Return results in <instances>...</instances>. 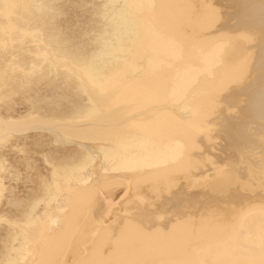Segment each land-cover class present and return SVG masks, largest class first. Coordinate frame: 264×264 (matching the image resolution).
I'll list each match as a JSON object with an SVG mask.
<instances>
[{
	"label": "bare ground",
	"instance_id": "1",
	"mask_svg": "<svg viewBox=\"0 0 264 264\" xmlns=\"http://www.w3.org/2000/svg\"><path fill=\"white\" fill-rule=\"evenodd\" d=\"M44 86L66 99L48 115ZM16 97L41 103L12 120ZM1 103L0 144L52 129L99 153L59 159L4 263L264 264L238 247L264 245V0H0Z\"/></svg>",
	"mask_w": 264,
	"mask_h": 264
},
{
	"label": "rangeland",
	"instance_id": "2",
	"mask_svg": "<svg viewBox=\"0 0 264 264\" xmlns=\"http://www.w3.org/2000/svg\"><path fill=\"white\" fill-rule=\"evenodd\" d=\"M85 1H88V2H90V3H92V2H94V1H96V0H85ZM71 8V9H70ZM69 9L72 11V7H70ZM69 10V11H70ZM75 9H73V11H74ZM77 11V10H76ZM71 13V12H70ZM73 13V15L75 16V11L74 12H72ZM71 13V14H72ZM76 13H78L79 15H80V13L79 12H76ZM79 15H76L75 17H74V21H76L75 23H78L79 21H80V19L82 20V17L80 16L79 17ZM79 19H78V18ZM79 20L78 22H77V19ZM81 22V21H80ZM79 22V23H80ZM87 26V28L88 27H90V25L89 24H87L86 25ZM97 32H98V30L96 31V30H94V29H92L91 30V35L90 36H88L86 39H85V41H91V42H94L95 40V38H96V36H97ZM89 41V42H90ZM42 89H41V92L42 91H44V92H42V94L44 93V97H48L49 98V94L47 95L46 94V92L48 91V90H50V89H52V87L51 88H49V87H47V86H44V87H41ZM43 88H44V90H43ZM52 91H54V90H51V92ZM55 91H57L56 89H55ZM54 91V92H55ZM49 93H50V91H48ZM47 92V93H48ZM53 93V92H52ZM52 93H51V95H52ZM57 94V95H56ZM47 95V96H46ZM53 95L55 96H58V95H60L59 94V92H56V93H53ZM50 96V100H51V97H53V102H52V100H51V103H47V101L49 100L48 98V100L46 101V99H44L43 100V102L42 103H44L45 101V103L46 104H42L41 103V101L40 102H38V104L39 103H41V106H40V108L42 109H40V111L42 112H44L45 114H46V112L48 111V110H46V108L48 107V106H51V104L52 103H54V105L55 106H59V103H60V100H61V102L64 100H66V99H64L61 95V97H62V99H59L58 97L56 98L55 97V100L56 101H54V96ZM60 97V98H61ZM20 100V101H19ZM26 99L25 98H22V97H16L15 99H14V101H13V105L11 104V106L10 107H8L7 105H5V104H3V106H5V107H1L2 109V111H3V114H4V116L6 117V118H8L9 116H10V119L12 118V117H15L16 116V114H17V116H18V118H17V116L15 117V118H13L12 120H15L16 118V120H18L19 119V115H20V117L21 118H23V116H25L26 114H28V113H26V112H30V111H28V110H31V108L34 106V107H37V110H38V108H39V105L37 104V102L34 104V101H32V103H29V102H31V101H29V102H27V100L25 101ZM17 101V102H16ZM58 101V102H57ZM16 102V103H15ZM21 102V103H20ZM55 102H57V103H55ZM18 104H20V105H22V106H20V105H18ZM34 104V105H33ZM50 104V105H49ZM60 104H62V103H60ZM84 105H86L87 104V102H84L83 103ZM2 105V103L0 104V106ZM18 105V106H17ZM46 105H48L47 107H46ZM53 104H52V106L53 107H55ZM17 106V107H16ZM27 106V107H26ZM29 107V108H28ZM10 108H12V109H10ZM14 108H16V110L14 109ZM18 108V109H17ZM20 108H21V110L22 109H24V110H22V112H21V110H20ZM7 109H8V111H7ZM36 109V108H35ZM6 110V111H5ZM10 110V111H9ZM16 112H15V111ZM45 110H46V112H45ZM17 111H18V113H17ZM24 111V112H23ZM42 112V113H43ZM15 113V114H14ZM42 113H37V112H35V113H33V114H35V116H45V114H43L42 115ZM32 114V115H33ZM37 114V115H36ZM40 114V115H39ZM49 113L47 112V115H48ZM45 116V117H48V116ZM20 120V119H19ZM30 129H28V130H26V131H23V132H20V133H22V134H20L19 132H16V133H18V134H15V133H13V134H15L14 136H12V138H9V139H11L10 140V142L9 143H6V142H2L1 144H0V150H2V152L4 153H2L1 151H0V161H1V163H2V165L4 164V168H3V170L1 169L0 170V177H1V186H2V183L4 182L5 183V185H3V186H5L6 187V189H7V191H6V189H2V188H0L1 189V191L3 192H1L0 193V199H2V200H0L1 202H0V218L2 217L3 218V220L2 219H0V224H3L2 225V227H0V245H2V246H0V250L2 251L3 250V248L5 247V245H6V242H7V237L9 238V237H11L12 236V239H13V237L16 235V232H15V230H16V228L14 227V225L17 223V225L22 221V219H21V212L23 211V210H29V209H31L34 205H36L37 204V208H36V212H35V216L36 215H38L37 213H39V212H41L42 210L44 211V208L46 209L44 212L42 211L41 213L42 214H40V216H36V217H39L40 219L41 218H44V216H45V218H46V215L48 216V214L55 208V206H56V203L55 202H52L53 203V205H52V203L50 204V205H48L47 203H46V201L45 200H43V195H44V193H45V190L44 189H46L48 186H46V184L47 183H50V181H51V179H52V174L51 173H53V168H54V165H57V164H59V162L58 161H60L61 160V162H60V164L61 163H63V160H62V157H63V159H64V162L67 160L66 159V157H64L63 155H67V154H69V155H67V158L69 159V157H70V154H71V158L73 159V162H74V160L75 161H77V159H78V156L76 155V151L77 150H79V149H82V150H84V151H93V149L91 150V149H88V146L87 145H89V146H91V147H94V145H95V142L94 141H90V140H87V139H81V140H77V138H75L74 140L76 141H74L73 140V137H68L67 138V141H65V143L63 144L62 142L60 143L59 141H55V139H52V137H54L55 138V134H56V132L55 131H53L52 129H51V131L50 130H44V129H31L30 131H29ZM29 131V132H28ZM24 132H27V133H24ZM22 135H24L23 137L25 138H23V137H21ZM26 135H28V137L26 136ZM30 135V136H29ZM26 136V137H25ZM32 136H34V137H32ZM18 137H20V138H18ZM29 137H32V138H29ZM50 137V143H48L49 141L48 140H46V142L48 143V144H45L44 142H45V140L44 139H47V138H49ZM21 138H22V140H21ZM29 138V139H28ZM34 138V139H33ZM36 138V139H35ZM69 138H71V139H69ZM27 139V140H26ZM33 140V142L31 141V140ZM42 139V141H40ZM79 139V138H78ZM23 140H25L24 142H22ZM38 140L40 141V142H42V143H40L39 144V142H38ZM44 140V141H43ZM55 142H54V141ZM4 141H6V140H4ZM18 143H17V142ZM21 141V142H20ZM29 141V142H28ZM31 141V142H30ZM81 141H84L83 143H86V145L85 144H83V143H78V142H81ZM56 142L58 143L56 146L54 145V144H56ZM19 143H21V144H19ZM32 143V144H31ZM33 143H35V145L36 144H38V145H34ZM44 143V144H43ZM60 143V144H59ZM2 144H4V145H2ZM8 146H7V145ZM25 144H27L26 146H25ZM41 144H42V146H41ZM51 144V145H50ZM62 144V145H61ZM83 144V145H82ZM13 145V146H12ZM22 146L21 147V149H19L18 147L19 146ZM28 145H32V146H28ZM43 145H45L44 147H43ZM49 145H50V147L51 146H54L55 147V149L57 148V146H59L58 148H57V153H56V150L55 151H52V150H54V148L53 147H51L52 148V150H48L49 149ZM15 146V147H14ZM38 146V147H37ZM42 147V148H40V147ZM48 146V147H47ZM3 147V148H2ZM46 147V148H45ZM61 147H62V149H61ZM66 149V151H65V149ZM16 148V149H15ZM26 148V149H25ZM48 148V149H47ZM50 148V149H51ZM18 149V150H17ZM60 149V151L58 152V150ZM63 149H64V151H63ZM77 149V150H76ZM24 152H23V151ZM34 150V151H33ZM48 150V151H47ZM20 151H22V152H20ZM52 151V152H51ZM68 151V152H67ZM75 152V155H74V152ZM89 151V152H90ZM95 151V152H94ZM92 153H94V155L95 156H99V153H96V150H94ZM20 152V153H19ZM29 154H28V153ZM37 152V153H36ZM49 152H51V153H49ZM61 152V153H60ZM65 152V153H64ZM67 152V153H66ZM98 152V151H97ZM46 155H44V154ZM63 153V154H62ZM15 154H17V156H15ZM20 154V155H19ZM54 154V155H53ZM72 154H73V156L76 158H74V157H72ZM2 155H4L3 157H2ZM6 155V156H5ZM51 155H52V157H51ZM60 155V156H59ZM26 156V158L24 159V157ZM49 156V157H48ZM54 156H55V158H54ZM6 157V158H5ZM34 157V158H33ZM19 158H21V159H19ZM36 158H38L41 162H39V160H38V162H37V159ZM43 159V160H41V159ZM51 158H53V159H51ZM50 159L51 160H53V162L52 161H50ZM57 159V160H56ZM60 159V160H59ZM44 160H45V162L46 163H44ZM26 161H28V162H30V163H28L27 162V164L29 165V168H27L26 166H28L27 164H26ZM57 161V162H56ZM33 162H35L36 163V165H35V163H33ZM49 162V163H48ZM10 163V164H9ZM40 163V164H39ZM75 163V162H74ZM17 164V165H16ZM38 164V165H37ZM41 164H42V166H41ZM30 165H31V168H30ZM45 165V167H43ZM7 166H8V168H7ZM34 166H37V167H34ZM33 167V168H32ZM13 168V169H12ZM15 168V169H14ZM16 168H17V172H16ZM34 168L36 169V170H34ZM47 168H48V170H47ZM51 168H52V170H51ZM6 169V170H5ZM24 169V171H22ZM28 169V170H27ZM19 170V171H18ZM21 170V171H20ZM31 170V171H30ZM42 175V176H40V174ZM46 172V173H45ZM6 173V174H5ZM17 173H20V174H18V176H17ZM36 175H35V174ZM16 174V175H15ZM26 174V175H25ZM29 174H30V177H29ZM46 174L48 175V178H47V176H46ZM11 175H13V176H11ZM22 175V176H21ZM49 175H50V177H49ZM7 176V177H6ZM9 176H11V179H10V177ZM26 176V177H25ZM28 176V177H27ZM43 176H46V177H43ZM6 177V178H5ZM14 179H13V178ZM9 178V179H8ZM19 178V179H18ZM25 178H27V180L25 179ZM28 178H29V180H28ZM50 178V179H49ZM17 179V180H16ZM32 179H33V181H32ZM47 179H49V180H47ZM23 180V181H22ZM22 181V182H21ZM31 181V182H30ZM45 182V183H44ZM82 182H84V180L82 181ZM24 183H25V189H24ZM29 183H30V185H29ZM43 183H44V185H43ZM11 185V186H10ZM42 187H41V186ZM27 186V187H26ZM30 186V187H29ZM34 186V187H33ZM46 186V187H45ZM12 189H11V188ZM13 187H16V188H13ZM40 187V188H39ZM44 187V188H43ZM4 188V187H3ZM9 188H10V190L12 191V192H10V193H12L11 195H7L8 193H9ZM29 188H31L30 189V191H29ZM14 190H16V191H14ZM22 190V191H21ZM33 190H35V191H33ZM5 191V192H4ZM31 193L32 191V193L30 194L29 192ZM8 192V193H7ZM23 192V193H22ZM25 192H28L26 195H25ZM19 193L21 194V195H19ZM3 194L5 195V197L3 196ZM24 194V195H23ZM41 195V196H40ZM12 198H11V197ZM18 196H19V200H21L22 199V201H23V203H22V201L20 202L19 200H18ZM21 196H24L23 198H21L20 199V197ZM37 196V197H36ZM4 197V198H3ZM8 197H10V198H8ZM16 199H15V198ZM32 197V198H31ZM61 197V196H60ZM60 197H58V199L60 200ZM7 200H6V199ZM24 198H26V199H24ZM29 198V199H28ZM41 198V199H40ZM9 199H10V201H12V203L11 202H9ZM12 199V200H11ZM15 199V200H14ZM28 199V200H27ZM31 199V200H30ZM14 200V201H13ZM17 200H18V202L20 203H18L17 202ZM24 200H25V202H24ZM35 200V201H34ZM41 200V201H40ZM37 201V202H36ZM43 201V203H40V202H42ZM6 204H5V203ZM8 202V203H7ZM39 202V203H38ZM9 203H11V204H9ZM14 203H16V204H14ZM21 203H22V208L23 209H19V208H21ZM25 203V204H24ZM33 203V204H32ZM45 203V204H44ZM11 206H9V205ZM39 204L41 205V206H39ZM55 204V205H54ZM3 205V206H2ZM7 205V206H6ZM31 205V206H30ZM46 205H47V207H46ZM4 206H6V207H4ZM14 206V207H13ZM17 206V207H16ZM42 206H45V207H42ZM52 206V207H51ZM24 207H26V208H24ZM31 207V208H30ZM39 207V208H38ZM3 208V209H2ZM5 208V209H4ZM14 208V209H13ZM40 208H43V209H40ZM40 210V211H38V210ZM16 210H17V212H16ZM2 211H3V213H2ZM14 212V213H11V212ZM48 211V212H47ZM4 212H5V214H4ZM47 213V214H46ZM10 214V215H9ZM45 214V215H44ZM18 218V219H17ZM13 222V223H11V221ZM2 222V223H1ZM6 222H8V223H10V224H8V225H6L5 223ZM5 224V225H4ZM1 226V225H0ZM13 226V227H12ZM16 226V225H15ZM17 227V226H16ZM9 231V232H8ZM3 235H5V237L3 236ZM4 237V238H3ZM10 241H12L11 239H10ZM16 241H18V240H16ZM19 242V241H18ZM17 243V242H16ZM15 244V243H14ZM19 243H17L15 246H17ZM238 247H239V250H240V253L242 254V255H244V256H248V255H256V254H260V253H262L263 251H264V245H262V244H257V243H249V244H247V243H240L239 245H238ZM0 254H1V252H0ZM3 263H2V262ZM0 264H6V263H4V259H1V256H0Z\"/></svg>",
	"mask_w": 264,
	"mask_h": 264
}]
</instances>
